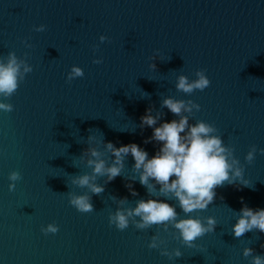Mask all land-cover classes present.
Segmentation results:
<instances>
[{
  "label": "water",
  "instance_id": "water-1",
  "mask_svg": "<svg viewBox=\"0 0 264 264\" xmlns=\"http://www.w3.org/2000/svg\"><path fill=\"white\" fill-rule=\"evenodd\" d=\"M10 53L31 71H22L11 96H0L12 105L0 109V264H254L264 256V231L233 233L242 208H264V0H0V59ZM74 65L83 75L68 80ZM198 69L210 85L178 90V77L196 79ZM167 97L191 102L180 115L189 125L213 124L238 161L232 171L242 170L203 210L185 213L154 178L149 191L131 153L112 180L88 164L114 163L108 141L158 151L155 126L141 117L150 109L157 125L179 119ZM85 174L103 191L74 182ZM82 194L92 211L70 203ZM149 198L173 204L177 220L212 217L214 230L188 247L172 221L141 228L133 215L123 230L110 223L117 210ZM49 223L58 231L44 233ZM178 248L183 255L175 257Z\"/></svg>",
  "mask_w": 264,
  "mask_h": 264
},
{
  "label": "clouds",
  "instance_id": "clouds-1",
  "mask_svg": "<svg viewBox=\"0 0 264 264\" xmlns=\"http://www.w3.org/2000/svg\"><path fill=\"white\" fill-rule=\"evenodd\" d=\"M45 28L46 25L41 24L35 30L43 31ZM100 39L103 41L105 36L102 35ZM94 62L99 63L100 61ZM22 71L27 73L31 71V68L24 64L22 69V62L18 61L14 53L9 54L7 61L0 59V96H11L17 90ZM82 75V69L74 65L67 79L72 80ZM210 83V77L206 74V70L198 69L196 79L190 80L186 75H180L176 87L185 93H192L197 89L204 90ZM163 104L180 118L165 120L157 125L158 116L152 115L150 109L146 110L145 115L141 117L142 124L155 126L151 139L161 142L158 151L149 156L147 150L135 142L121 144L117 147L108 141L107 148L111 149L115 156L114 163L107 165L103 159H90L88 164L92 167V172L95 175L107 174L108 179L112 180L121 173L124 156L131 153L135 160V168L141 170L140 183L146 185L149 191L153 189L150 178H154L155 182L160 184L162 192L172 193L178 199L179 205L185 213L203 210L215 198L216 187L225 181L231 183L236 177L242 175V170L237 167L234 172L232 171L238 161L230 160L232 149L223 143L221 136L214 134L216 129L213 124L200 120L189 125L188 117L180 115L182 112L192 110L191 102L186 103L184 100L167 97ZM195 107L199 108V105L196 104ZM0 109L10 111L12 105L0 101ZM255 151L256 148L253 146L247 154L249 161L253 159ZM260 151L264 152V149H260ZM91 155L99 157L100 153L93 148ZM95 175L85 174L74 182L79 186H90L92 192L100 193L103 191V186L91 184ZM9 179L15 182L20 179V174L13 172ZM9 189H15V183L10 184ZM70 203L82 212L93 210L91 199L86 194L72 196ZM133 215L141 217V221L137 225L141 228L152 224L174 222L173 226L179 230L182 244L188 247H196L194 243L196 239L205 233L212 232L216 224V220L212 217H209L206 223L198 217L192 216L177 220V212L173 204L167 200L154 198L139 200L136 207L127 212L117 210L110 216V223L123 230L128 226V217ZM58 227L55 223H49L41 230L46 234L55 233L58 231ZM253 228L264 231V208L244 207L241 209L236 224L233 225V233L236 237H240ZM156 246L154 238L149 247ZM251 252V248L244 249L245 256ZM181 255L183 252L178 248L175 251V257ZM254 264H264V256H255Z\"/></svg>",
  "mask_w": 264,
  "mask_h": 264
}]
</instances>
